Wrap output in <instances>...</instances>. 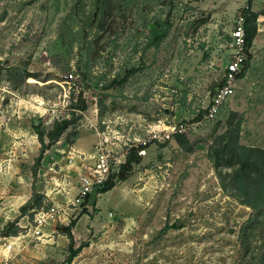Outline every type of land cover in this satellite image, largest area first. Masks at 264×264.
<instances>
[{"label":"rangeland","instance_id":"374dc122","mask_svg":"<svg viewBox=\"0 0 264 264\" xmlns=\"http://www.w3.org/2000/svg\"><path fill=\"white\" fill-rule=\"evenodd\" d=\"M247 4L0 0V264H64L71 222L70 264L263 263L264 0L246 14L254 30L235 91L202 119ZM176 119L186 130L150 142L112 191L101 185L31 235L38 212L75 195L97 132L129 157L125 143ZM33 125L47 146L38 162Z\"/></svg>","mask_w":264,"mask_h":264},{"label":"built area","instance_id":"2783aa9c","mask_svg":"<svg viewBox=\"0 0 264 264\" xmlns=\"http://www.w3.org/2000/svg\"><path fill=\"white\" fill-rule=\"evenodd\" d=\"M241 10L236 16L235 23L228 40L225 42L224 48L226 52V60L222 72L220 82L214 87L209 95V101L206 111L202 114L204 120H214L219 113L225 100L233 94L236 87L237 75L241 72L245 61L247 60V46L245 44V15ZM187 123L181 120L174 122L166 127V129L156 130L150 129L148 134L136 141L125 143L127 149L135 148L138 155H143L146 146L150 142H165L172 138L175 134L184 132ZM118 150L113 146L111 137L106 131L97 132V141L93 152L85 154L83 164L77 173V188L73 198L65 201L64 204H52L44 210L38 212L33 219L31 229L32 236H38L43 233V227L60 218H66V209L71 211L82 209L87 196L96 188L103 185L111 174L117 173L121 164L125 162L128 150L121 153V147ZM121 153V154H120ZM86 157L89 160H86ZM86 161V162H85Z\"/></svg>","mask_w":264,"mask_h":264},{"label":"trees","instance_id":"16d2710c","mask_svg":"<svg viewBox=\"0 0 264 264\" xmlns=\"http://www.w3.org/2000/svg\"><path fill=\"white\" fill-rule=\"evenodd\" d=\"M251 1L252 0H247L248 4L246 5V7L244 9H242L244 11V15H245L244 29H245V44H246L247 48H248V46L250 44V40H251V37H252V32L254 30L253 27L252 28L250 27L249 22H248V18H247V15H246ZM248 59H249V53L247 52V60L245 61L244 66H243L241 72L237 75V77H240L242 75V71L246 67ZM64 124H66L65 120L61 121L60 123L59 122L55 123L53 130H51L49 132V137H48L49 142L54 141L57 138V136L59 135L62 127L64 126ZM33 128L35 129V132L37 133L38 141L40 142V145H41L40 154L36 157V161L38 162L39 159L41 158L42 153L44 152V150H45V148L47 146H46V144H45V142L43 140V136L41 135V132H39L37 126L33 125ZM240 148H242L243 150L248 149V148L245 149V147H240ZM133 150H135V149H133ZM134 152L135 151H133V156L126 157L125 162L123 164H121V166L119 168V172H117L116 174H111L110 175L109 179L103 184V187L101 188L100 192H106V191L110 190L112 187L115 186L114 181H112L115 176L121 181L126 179L125 172L130 168L131 163L133 161H138L139 160V155L136 152L135 153ZM263 193H264V191H263ZM263 202H264V199L262 201H260V204L263 203ZM23 207H24V205H22L20 207L21 210L24 209ZM72 224H73V222H71V225ZM71 225L65 226L63 228V230H62V233L65 234L67 236V238H68V254H67V256L64 259V264H70V262L73 259V257L80 250L79 246L78 247L74 246L72 233L70 231V226ZM171 225H173L172 227H174L175 224H171ZM4 231L5 232L8 231V224L5 225ZM263 255H264V252H263ZM262 264H264V259H263V263Z\"/></svg>","mask_w":264,"mask_h":264},{"label":"crops","instance_id":"0c3cea01","mask_svg":"<svg viewBox=\"0 0 264 264\" xmlns=\"http://www.w3.org/2000/svg\"><path fill=\"white\" fill-rule=\"evenodd\" d=\"M77 173H78V170H77ZM112 188H113V187H112ZM112 188H111V189H112ZM111 189L108 190V191H106V192H102V193H103V194H107L108 192L112 191ZM59 191H60V190H58V192H59ZM112 203H114V201H112Z\"/></svg>","mask_w":264,"mask_h":264},{"label":"water","instance_id":"95a60500","mask_svg":"<svg viewBox=\"0 0 264 264\" xmlns=\"http://www.w3.org/2000/svg\"><path fill=\"white\" fill-rule=\"evenodd\" d=\"M177 120V119H176ZM178 121V120H177Z\"/></svg>","mask_w":264,"mask_h":264}]
</instances>
